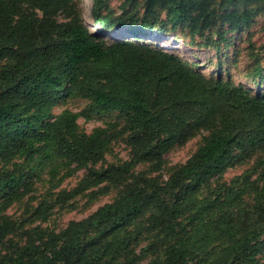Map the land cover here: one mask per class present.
Wrapping results in <instances>:
<instances>
[{
	"label": "trees",
	"instance_id": "trees-1",
	"mask_svg": "<svg viewBox=\"0 0 264 264\" xmlns=\"http://www.w3.org/2000/svg\"><path fill=\"white\" fill-rule=\"evenodd\" d=\"M75 1L0 0V60L10 61L0 72V81L8 83L0 93V151L11 148L27 155L35 151L42 162L60 159L76 166H85L91 156L103 151L106 139L101 135L73 139V119L79 113L64 112L47 120L49 108L64 86L69 93L88 99L89 110L127 114L139 161L160 164L165 144L195 124L211 127V133L162 187L145 178L135 185L122 183L118 198L100 207L87 225L85 221L71 222L61 233H28L17 251L0 257V264H140V255L132 249L135 236L123 237L115 245L97 244L154 208L166 191L173 197L171 205L166 211L151 210L149 218L151 230L170 235L162 250L164 264H197L191 245L173 233V219L182 211L184 199L232 164L235 148L244 149L259 140L264 130V95L221 79L206 81L199 71L163 50L125 39L106 43L90 32L78 14L65 21L54 18L59 11L75 15L74 9H79ZM236 2L246 1L219 0L220 5ZM23 4L37 8L41 17L31 16ZM211 5V0H149L140 27L125 29L131 34L151 32L149 20L159 9L165 10L172 27L180 24L192 29L199 20L213 22L216 17L237 31L255 14V9L247 7L215 14ZM93 18L95 24L109 26L95 10ZM185 119L192 120L189 129H185ZM162 133L164 138H160ZM23 176L0 180V201L17 191ZM89 177L94 184L109 181L113 170H91ZM257 204L260 232L241 234L229 226L220 228L230 244L217 264H250L263 249L264 187ZM88 228L92 233L87 238ZM18 229L19 223L0 219V242Z\"/></svg>",
	"mask_w": 264,
	"mask_h": 264
},
{
	"label": "rangeland",
	"instance_id": "rangeland-1",
	"mask_svg": "<svg viewBox=\"0 0 264 264\" xmlns=\"http://www.w3.org/2000/svg\"><path fill=\"white\" fill-rule=\"evenodd\" d=\"M147 1L98 0L95 7L94 0H76L79 9H74L75 15L59 11L54 18L65 21L78 14L90 32L98 34L106 43L125 39L145 48L163 50L199 71L206 81L221 79L234 87L247 88L252 94L264 95V0L223 5L219 0H211L215 14L246 7L255 9L250 22L237 31H231L216 17L213 22L199 20L195 29L180 24L172 27L167 22L165 10L159 9L149 20L153 25L151 32L128 33L125 28L140 27ZM23 7L31 16L41 17L37 8L25 4ZM94 10L96 15L106 18L107 28L95 24ZM9 66L8 59L0 60V72ZM5 88L8 83L0 81V93ZM89 108L88 99L69 93L64 86L49 108L47 119L53 121L64 112L68 115L79 113L73 119V139L82 135H101L106 139L103 151L91 156L85 166L64 164L60 159L42 162L35 151L27 155L11 148L1 149L0 180L19 174L24 176L17 191L0 201V219L7 217L20 224V229L0 242V257L17 251L24 244L26 234L35 230L61 233L71 222L85 221L87 225L100 207L118 198L123 184L135 185L145 178L162 187L168 176L183 165L211 133V127L195 124L186 134L165 144L160 164L139 161L129 116ZM82 111L86 113L80 114ZM184 121L185 129H189L192 120ZM165 135L162 133L160 138ZM259 135L261 137L253 146L235 148L232 164L184 199L180 205L182 211L173 219L176 223L173 233L191 245L197 264H217L227 254L225 250L230 241L220 228L229 226L241 234L260 232L262 223L257 217V203L264 187V130ZM103 169L113 170V178L94 184L89 171ZM161 195L156 198L159 201L152 211L158 208L166 211L171 205L173 197L168 191ZM151 210L140 213L128 227L101 240L97 246L105 242L115 245L123 237L135 236L132 249L140 255V264H164L162 250L170 241V235L163 236L149 228ZM87 231L88 238L92 232L90 228ZM262 247L250 264H264V244Z\"/></svg>",
	"mask_w": 264,
	"mask_h": 264
}]
</instances>
